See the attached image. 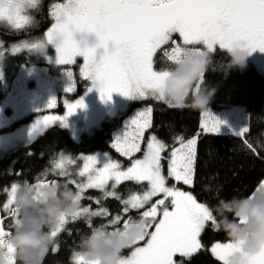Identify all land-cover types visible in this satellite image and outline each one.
<instances>
[{
  "label": "snow or ice",
  "instance_id": "6c2138e0",
  "mask_svg": "<svg viewBox=\"0 0 264 264\" xmlns=\"http://www.w3.org/2000/svg\"><path fill=\"white\" fill-rule=\"evenodd\" d=\"M35 3L36 0H0V21H5L15 30L25 29L34 23V18L28 14V6ZM51 15L55 22L43 38L14 45L12 53L37 49L47 43L55 44L59 64H75L76 58L82 56L81 77L90 79L93 87L99 82L101 97L107 100H111L113 92H119L136 101L153 97L176 107L167 100L163 91V81L170 74L166 70L168 67L154 68V57L158 52L170 64L178 61L182 55L202 53L204 50L214 53L217 48L230 50L242 47L250 54L257 49L264 52V0H64L52 5ZM77 30L95 32L99 43L94 47L81 48L73 35ZM174 34L181 38L179 42L173 39ZM58 37L62 39L55 43ZM109 42L115 46L111 52L107 50ZM169 44L171 47H166ZM100 46L105 48V52L97 60L96 48ZM67 75L71 83L66 92L73 93L76 79L70 69ZM2 76L0 70V78ZM203 82L202 77L195 88L198 90ZM57 103L58 98L52 97L47 109L57 107ZM63 103L65 114L39 115L32 125V131L43 132L57 122L67 127L69 117L77 109L86 107L83 97L72 102L65 99ZM151 114V107L139 110L125 122L123 132L114 137L112 147L131 160L129 167L122 168L107 153L106 162L98 166L97 155H88L83 157L85 162L78 173L79 176H86V182L68 180V183L75 185L76 200L79 202L87 188L101 189L104 197L120 199L116 188L122 182H147L145 190L130 193L127 199H123L122 211L99 229L92 227L91 218L110 216L106 208L93 211L90 207H80L71 216L73 221L87 216L90 231L112 228L115 234V231L127 229L133 223L135 218L130 215L131 210L145 209L148 205L139 212V217L150 219L151 223L146 225V234L134 245L145 241L146 237L147 240L143 246H136L129 256H123L119 264H183V259L178 261L176 257L191 258L202 248L200 237L206 226L211 224L214 229H219L212 207L198 201L192 192L168 185L169 179L184 185L193 184L199 133L189 139L175 135L174 145H168L152 135L146 142L142 157L134 158L136 153L142 151L145 130L152 126ZM203 117L201 128L207 133H219L221 124L225 123L210 110H205ZM248 132V127H241L236 135L240 137ZM244 143L256 153L253 143L247 139ZM256 144L264 148L259 139ZM166 151L167 156L163 155ZM165 160L167 175L162 164ZM54 163L56 168L61 169L60 176L69 177L68 165L74 164L75 160L61 152L58 159L54 158ZM109 181L112 182L111 191L108 190ZM44 183L48 182L40 180L33 186L39 188ZM16 187L14 182L3 189L8 195L0 204V212L4 213L0 215V248H6V264H16L15 249L9 239L13 227L20 224L19 210L14 204ZM256 194L264 195V180L253 192V199ZM154 197L158 198L153 202ZM95 202L97 205L101 203L99 199ZM68 218L62 216L60 223L50 230L49 244L41 250V258L49 251L54 238L65 230ZM9 220L11 224L7 223ZM241 222H244L243 219ZM241 243L230 239L215 242L211 252L222 264H227L228 257ZM51 250L55 254L59 244H55ZM76 264L98 262H88L77 255ZM248 264H264V250L250 257Z\"/></svg>",
  "mask_w": 264,
  "mask_h": 264
},
{
  "label": "trees",
  "instance_id": "16d2710c",
  "mask_svg": "<svg viewBox=\"0 0 264 264\" xmlns=\"http://www.w3.org/2000/svg\"><path fill=\"white\" fill-rule=\"evenodd\" d=\"M54 1L56 0H41L39 7L32 10L34 23L31 27L28 26L23 30H9L5 28L6 26H0V44L8 46V43L19 40L33 42L40 39L43 32L53 23L50 10ZM197 47L203 46L197 45ZM211 55L217 71L209 69L201 85V87L216 88L215 95L208 107L213 112L231 107L244 108L248 113L249 132L242 138L223 134H200L197 142L193 184L191 186L184 185L182 182H174L173 179H169L168 183L190 190L198 201L206 202L210 207H214L221 199L228 200L234 196H248L259 186V182L264 180V148L256 144V140L259 139L260 144L264 145V135H262L264 133V75L254 66L243 69L233 67L226 75L224 73L227 71L225 65L229 60L226 50L217 48ZM22 62H24L23 55L18 58V65ZM170 65L158 52L155 57V67L161 69ZM88 83V80L77 77V89L73 94H67V98L78 99L83 97ZM0 97L3 95L0 94ZM62 103V99H59V105ZM140 106L152 108V126L146 130V135H156L168 145H174L173 137L175 135H183L185 139H189L201 132V124L204 119L203 109L194 110L190 106L173 107L165 101L156 100L153 97L132 102L126 112L104 121L102 127L94 134H85L79 141L74 139L68 127L59 124L53 125L34 140L20 145L0 157V204L7 199V193L3 189L17 181L28 180L34 183L41 176H44L41 173L49 165V161L57 158L61 152L70 154V156H77L102 150L110 151L113 155L119 156L111 147L113 132L121 127L124 119ZM20 121L22 119L15 123ZM245 139L253 143L256 153L247 148L244 143ZM142 152L143 150L137 153L135 157L140 156ZM127 162L131 163V160H125L124 165ZM164 170L165 175H167L166 161H164ZM47 176L57 179L59 182L67 183L73 191H76L75 185L68 183L66 177ZM146 188V182L124 181L118 186L119 197L122 200L129 192L143 191ZM99 192L101 190L88 189L82 202L92 204L93 196ZM120 199L106 197L102 203L108 205L111 212H121ZM93 205L96 204L93 203ZM147 207L148 205L145 206V209ZM145 209L131 210L130 215L133 218H138L139 212ZM87 220L88 217H84L69 222L65 230L57 236L59 250L55 254L53 252L46 253L41 264H74L71 259L73 249L78 246L80 236L90 232ZM91 220L92 227H96L104 221V218L92 217ZM7 223L11 224V220ZM200 239L202 243L200 250L194 253L191 258L178 256V259H183V264H222L210 252L209 247L214 242H227L229 238L225 232L221 229L216 230L209 224ZM130 249L131 247L125 249L123 256L127 255Z\"/></svg>",
  "mask_w": 264,
  "mask_h": 264
},
{
  "label": "clouds",
  "instance_id": "9594fccd",
  "mask_svg": "<svg viewBox=\"0 0 264 264\" xmlns=\"http://www.w3.org/2000/svg\"><path fill=\"white\" fill-rule=\"evenodd\" d=\"M41 0L29 9H37ZM5 22V21H2ZM49 44L35 49L41 55L48 54ZM229 60L225 65L227 73L233 68L246 67L250 53L246 48L235 47L226 50ZM209 69L217 71L211 53H188L171 63L166 69L170 74L163 81V91L167 100L176 107L190 106L194 110L205 109L211 103L216 88L195 85L201 81ZM70 156V154H67ZM58 159V158H56ZM54 159L49 161L41 175L60 176ZM14 204L19 210L20 224L14 228L9 238L15 249L16 264H41V250L49 244V232L60 223L62 216H72L79 208L76 193L67 183L55 179L36 188L28 180L17 181ZM254 192V191H253ZM253 192L248 196H234L221 199L212 207L219 229L233 241H242L239 248L228 257L227 264H248L250 257L264 250V195ZM243 219V223L241 220ZM150 219L135 218L127 228L115 231L112 228L99 232L83 233L78 246L73 249L71 259L76 264V256L98 264H119L125 249L147 232ZM98 229L100 226L97 227ZM6 248H0V264H6Z\"/></svg>",
  "mask_w": 264,
  "mask_h": 264
},
{
  "label": "rangeland",
  "instance_id": "374dc122",
  "mask_svg": "<svg viewBox=\"0 0 264 264\" xmlns=\"http://www.w3.org/2000/svg\"><path fill=\"white\" fill-rule=\"evenodd\" d=\"M63 2L64 0L54 1V3H63ZM32 10L34 9H29L28 14L34 18ZM51 12H52V6L50 10V15ZM51 17L54 23L55 22L54 17L52 15ZM32 25H30V27ZM0 26L3 27L6 26L5 28L9 30H15L12 29L11 26H9L6 22L0 21ZM47 30L43 33L41 38L44 37V34L47 32ZM83 33L84 31H79V30L73 33L74 38L79 43L80 47L81 48L94 47V46H86L81 43V41L83 40L82 39ZM61 39L62 37H58L55 43H59ZM23 41L31 42L29 40H19L13 43H8L7 44L8 46L6 47H2V45L0 44V53H2V56H0V70H2L3 72V76L2 78H0V94L3 95V98L0 101V157L11 152L20 145L29 143L30 141L34 140L39 134L42 133V132L32 131V125L35 123L39 115L59 116L65 114L66 108L64 107V103H62V105H59V99H62V101L67 99L69 102L75 100L72 98L68 99L66 96L67 94L74 93V92L73 93L66 92V88L71 83L67 75L68 69H70L74 74V77L76 79V89H77V77L82 78L80 74V68L84 63V58L82 56H78L76 58L75 64H70V65L59 64L57 63V53H56L55 44H49L47 55H41L35 49L33 50L24 49L19 53L13 54L11 51L12 47L14 45L20 44ZM179 41L180 40H178V42ZM98 43H99V39L97 37L96 45ZM167 46H169V48L171 47L170 44ZM114 47H115L114 44L112 42H109L107 50L111 52L114 50ZM97 49L99 52L101 51V49L103 52H105V48L103 46L97 47ZM98 51L96 50L97 60H99L102 56L100 54L101 52L99 53ZM22 55H25L27 58H24V62L19 63L18 65V58ZM28 58L35 60L31 61ZM38 60H40V62L42 63H46V65H49V67L50 66L56 67V70H53L48 66L41 65ZM253 64L257 66L259 70L264 74V52L260 51L259 49L251 52V54L248 56L246 66H250ZM154 68H156L155 57H154ZM85 80L89 81L86 89V93L83 96L86 107L77 109V111L69 117L68 126H67L70 129L74 139L77 141H79L84 134H90V135L94 134L103 125L104 121L110 120L113 117L119 116L120 114L126 112L129 109L132 102L136 101L132 98L125 97L119 92H113L111 100L103 99L99 91V82H96V86L93 87L92 86L93 82L90 79H85ZM89 88L91 89L90 91ZM52 97L58 98L57 107L53 109H47V104L49 103ZM144 108H146V106H140L136 108L132 113H130L129 116L125 119L123 127L118 129L114 133V137L117 134L123 132L126 121H129L136 112ZM54 109L56 110L52 111ZM205 110H210V109L209 107H207L202 110V113ZM211 112L214 115H216L220 120L225 121V123L221 124L220 126L221 130L219 133H227V132L237 133L239 132L240 128L245 127L248 122V113L242 107H231L219 112H213V111ZM21 119L22 121L15 123L16 121ZM13 123L15 124L13 125L12 128L8 129L7 131H2L5 128H9ZM56 124L61 125L59 122H57ZM146 130L144 133L145 143L143 146V150L146 145V142L153 135V134L146 135ZM106 153L107 152H98L92 154V155H97L98 160L100 162L98 166H103V164L106 162L107 159L105 156ZM107 154L109 158L119 162L122 168H127L131 164L127 162L124 165L123 161H119L113 158L110 153ZM88 155L89 154L77 155V157L72 156L73 159L75 160V163L68 165V170L73 176L72 179H75L77 183L86 182V176L85 177L79 176L78 173L80 169H82L83 164L85 162L83 157H86ZM142 155L143 152L140 156L134 158H141ZM163 155L167 156L168 151H166ZM57 158H59V155ZM162 164L164 165V161H162ZM173 181L176 182L175 180ZM46 182H50V181H46ZM111 184L112 182L109 181V185H108L109 191L112 190ZM168 185L172 186V184L170 183H168ZM118 186L116 188L117 193H118ZM178 188H180L183 191L191 192L190 190L184 189L182 187H178ZM88 189L101 190L97 188H87L84 190L82 199L84 197L85 192ZM138 192L141 191L129 192V194L138 193ZM129 194L123 199H127ZM155 198L156 197H154L153 200ZM82 199L79 202V208L90 207V209L94 211V207L91 204H83ZM97 199L99 198H96L95 200ZM108 211L110 213V210ZM2 213L3 212H0V215H2ZM70 220H72L71 216H69L68 222ZM67 224L65 225V228ZM56 239L57 237L54 238V243L49 245V249H52V247L55 246ZM146 240L147 237L145 238V241ZM145 241L143 243H139L138 245H133L130 252L124 256H129L131 254V251H133L136 246H143ZM213 244H211V246L209 247L210 252ZM178 256L176 257V259L179 261ZM42 259L43 257L41 258V261Z\"/></svg>",
  "mask_w": 264,
  "mask_h": 264
},
{
  "label": "bare ground",
  "instance_id": "6f19581e",
  "mask_svg": "<svg viewBox=\"0 0 264 264\" xmlns=\"http://www.w3.org/2000/svg\"><path fill=\"white\" fill-rule=\"evenodd\" d=\"M53 24V23H52ZM51 24V25H52ZM51 25L49 26V27H51ZM48 29V28H47ZM46 29V30H47ZM45 30V31H46ZM44 31V32H45ZM43 32V33H44ZM43 35V34H42ZM83 40L81 41V43L83 44V45H86V46H96V43H97V39H96V43L94 44V43H91V42H88V40L86 39V37H84V38H82ZM2 47H6V46H3L2 45ZM84 48V47H83ZM96 50L98 51V49L96 48ZM23 57L24 58H27L25 55H23ZM28 59H30V58H28ZM31 61H34L35 59H30ZM39 61V63L41 64V65H43V66H48L49 67V65H46V64H43L42 62H40V60H38ZM28 62V61H27ZM250 66H254V67H256L258 70H259V68L257 67V66H255L254 64L253 65H250ZM246 67H248V66H246ZM49 68H52L53 70H56V67H53V66H50ZM63 68V67H62ZM260 71V70H259ZM261 72V71H260ZM262 73V72H261ZM263 74V73H262ZM264 75V74H263ZM3 97H0V101H1V99H2ZM127 118V117H126ZM125 118V119H126ZM125 119H124V121H125ZM124 121H123V124H124ZM123 124H122V126L121 127H119L118 129H120V128H122L123 127ZM102 127V126H101ZM100 127V128H101ZM245 127H248L249 128V122H247V124H246V126ZM99 128V129H100ZM9 128H5V129H3L2 131H7ZM98 129V130H99ZM118 129H116L114 132H113V139H114V133L118 130ZM238 133V132H237ZM200 134H223V135H232V136H235V137H238L237 135H236V133H229V132H227V133H207V132H205V131H202V128H201V132L199 133V136L197 137V142H198V139L200 138ZM85 135V134H84ZM90 135V134H89ZM245 136V135H244ZM244 136H240V138H242V137H244ZM83 137V136H82ZM82 139V138H81ZM80 139V140H81ZM112 143H113V140H112V142H111V147H112ZM144 143H145V139H144ZM144 143H142V145H141V148H142V150H143V146H144ZM27 144V143H26ZM176 146H178V144L176 145ZM113 148V147H112ZM113 150L115 151V153L116 154H118L119 156H121V157H119V156H115V155H113L110 151H102V150H99V151H95V152H92V153H89V155H92V154H94V153H98V152H107V153H110L111 155H112V157L113 158H115V159H117V160H119V161H125V160H128L129 158H126V157H124V156H122L119 152H117L114 148H113ZM136 155V154H135ZM73 157H77V156H73ZM64 177V176H63ZM72 175H70L69 177H66L67 178V180H70V179H72ZM40 180H45V181H51V180H53L52 178H48V176L47 175H44V176H41V178H39L37 181H35L34 183H36V182H38V181H40ZM55 180H57V179H55ZM58 181V180H57ZM8 195V194H7ZM96 198H99V200L101 201V203L99 204V205H101V206H98L97 204H96ZM106 197H104V193H103V191H101V192H99L97 195H95V196H93V203H95L96 205H93V203L91 204V203H88V204H91L93 207H94V210H97V209H99V208H101V207H103V208H106V209H108V210H110V216H108V217H103V216H98V217H102V218H104V221H102V222H100L99 223V225H97L96 227H98V226H101V225H106L107 223H108V220L112 217V216H115L116 214H118V213H120V212H117V211H115V213L114 212H111V209L109 208V206L108 205H104L103 203H102V200L103 199H105ZM120 201H122L121 199H120ZM119 201V202H120ZM83 203V202H82ZM121 204H122V202H120ZM83 204H85V203H83ZM95 208H97V209H95ZM122 208H123V204H122ZM122 208H121V211H122ZM84 217H87V216H84ZM84 217H81V218H78V219H83ZM93 218H95V217H93ZM77 219V220H78ZM73 220H70L69 222H72ZM68 222V223H69ZM144 241H141V242H139V243H143ZM58 242H57V240H56V244H57ZM133 247V246H132ZM132 247H131V249H132ZM130 249V250H131ZM50 252H52V250L51 249H49V251L47 252V253H50Z\"/></svg>",
  "mask_w": 264,
  "mask_h": 264
},
{
  "label": "flooded vegetation",
  "instance_id": "af4514ba",
  "mask_svg": "<svg viewBox=\"0 0 264 264\" xmlns=\"http://www.w3.org/2000/svg\"><path fill=\"white\" fill-rule=\"evenodd\" d=\"M95 32H88L87 30H85L84 31V33H83V38L84 37H86V39L88 40V42H91V43H96V39H97V36H96V34H94ZM173 39L174 40H176V41H178V40H180L181 38L177 35V34H174V36H173ZM99 52V51H98ZM101 52V53H100ZM99 53L101 54V55H103L104 54V52L102 51V49H101V51H100Z\"/></svg>",
  "mask_w": 264,
  "mask_h": 264
}]
</instances>
